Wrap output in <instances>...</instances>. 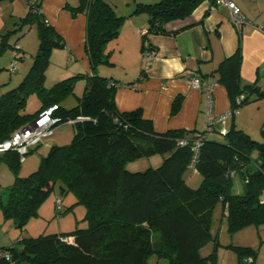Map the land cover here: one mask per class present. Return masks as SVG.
<instances>
[{
    "label": "trees",
    "instance_id": "1",
    "mask_svg": "<svg viewBox=\"0 0 264 264\" xmlns=\"http://www.w3.org/2000/svg\"><path fill=\"white\" fill-rule=\"evenodd\" d=\"M202 1L136 3L129 14L145 13L148 22L141 35V50L148 34H166L168 22L186 18ZM41 2H31L22 18L23 23H36L38 49L19 84L0 95V144L52 105L56 106L52 115L58 118L54 127L78 116L85 119L72 123L74 134L68 144L51 145L38 167L26 176L17 175L21 155L16 150L0 151V162L15 174L5 200L0 196V208L6 218L21 227L38 215L39 205L58 182L62 193L72 191L76 202L85 206L88 224L65 233L19 237V247L0 246V264H148L152 255L165 258L167 264H217L215 251L202 256L200 249L210 240L219 244L218 234L211 233L218 203L230 234L250 225H264V130L260 140L235 126L222 140L205 135L192 169L201 181L195 188L189 186L185 173L193 156L190 140L196 132L204 134L205 129L156 132L140 108L119 111L114 97L120 84L96 72L99 64L111 65L105 45L118 36L127 15L117 14L104 0L65 4L72 15L86 16L84 49L92 74L77 73L47 86L51 51L65 42L45 20ZM241 64L239 44L210 72L225 87L232 109L248 102L253 93L262 94L256 85L242 83ZM79 77L86 78L83 92L76 96L74 106L66 108L61 103L73 92ZM33 93L39 106L34 112H26L27 98ZM241 94L244 98L238 102ZM180 103L181 96H177L171 113ZM180 138L188 143L179 145ZM157 153L165 156L155 168L133 172L125 168L130 160ZM236 177L241 185L237 191ZM227 246L234 250L237 264H244L246 257L255 264L256 250L252 247Z\"/></svg>",
    "mask_w": 264,
    "mask_h": 264
},
{
    "label": "crops",
    "instance_id": "2",
    "mask_svg": "<svg viewBox=\"0 0 264 264\" xmlns=\"http://www.w3.org/2000/svg\"><path fill=\"white\" fill-rule=\"evenodd\" d=\"M230 1L240 8L245 23L236 27L230 20L227 5L203 0L186 18L168 22L166 34L147 35L146 42L154 51L152 59L142 56V42L137 30L146 29L139 25H148L147 18L127 14L115 39L118 52H125V57L110 65L120 70H103L100 74L120 84L114 97L117 109L140 108L143 117L151 120L158 133L169 129H185L190 133L204 130L210 119L232 110L225 87L216 82L210 72L240 44L241 81L256 85L262 94L253 93L248 102L236 108V112L229 113L224 127L228 130L235 126L252 138L257 137L254 139H262L264 30L257 26H264V0ZM66 3L68 0H42L40 8L47 23L54 26L66 42L69 59L77 62V69L68 70L61 77L82 71L90 75L92 71L84 49L86 16L84 13L72 15L64 9ZM96 72L100 73L98 67ZM193 76H200L208 84V91L202 86L192 87L188 79ZM177 96H181L180 106L171 113L172 102ZM220 127L221 123H215L216 130L209 138L222 137L224 134L217 132ZM252 156L255 157L256 153Z\"/></svg>",
    "mask_w": 264,
    "mask_h": 264
},
{
    "label": "rangeland",
    "instance_id": "3",
    "mask_svg": "<svg viewBox=\"0 0 264 264\" xmlns=\"http://www.w3.org/2000/svg\"><path fill=\"white\" fill-rule=\"evenodd\" d=\"M35 1L38 0H0V95L19 84L28 72L33 57L37 52L39 39L36 23L22 22V18L29 11L30 3ZM104 1L112 6L117 14L127 15L135 8L136 3H153L157 0ZM68 2L66 4L73 6L77 4V0H68ZM64 9L69 12L67 8L64 7ZM134 15L147 18L145 13ZM139 27L147 28V23L139 25ZM138 37L139 41H141L139 33ZM116 38L108 41L105 45L104 53L108 54L110 62L124 59L125 57V52H118ZM66 45L65 42L64 46H56L51 51L49 64L46 69L47 86L65 78L61 76L68 72V70L73 71L78 68L75 66L77 65L76 60L69 59L70 52ZM16 54L20 55V57H16ZM14 60L17 63V68L11 71V63ZM97 67L100 72L99 74H103V70H120L117 66H110V64H99ZM85 83V77L77 78L73 92L63 99L62 106L66 108L74 106L76 104V96L82 94ZM38 106L39 100L36 94H30L27 98L26 112H34ZM73 134L72 123L63 122L56 125L50 135L44 136L38 145L33 146L31 151L23 156L17 175L23 177L31 173L38 167L41 157L47 154L51 145L68 144ZM216 139L222 140V137L216 136ZM164 156V154L160 153L148 156L144 155L126 162L125 168L131 172L155 168L161 163ZM185 179L189 186L195 188L199 185L201 176L196 170L188 169L185 173ZM14 180V172L10 170L5 162H0V196L3 200H5L8 186ZM60 188V184L56 182L48 197L39 205L38 215L30 217L21 227H18L13 219L6 218L0 208V246L16 244L19 247V243L17 242L19 237L26 238L40 234L65 233L76 227H86L88 223L85 218V206L82 203L76 202V196L72 191L62 193ZM240 188V182L236 177L234 178V190L237 191ZM211 231L212 235L218 234L219 244L215 245L214 240H210L200 249L202 256L215 251L217 264H237L234 250L227 245L250 246L256 250L255 264H264V225L259 227L250 225L230 234L227 231L225 219L222 215L221 204L218 203L213 210ZM148 264H167V260L152 255L148 259Z\"/></svg>",
    "mask_w": 264,
    "mask_h": 264
},
{
    "label": "built area",
    "instance_id": "4",
    "mask_svg": "<svg viewBox=\"0 0 264 264\" xmlns=\"http://www.w3.org/2000/svg\"><path fill=\"white\" fill-rule=\"evenodd\" d=\"M215 1L217 3H223L228 6L230 11V20L236 27H239L241 24L246 22V20L240 13V8L233 1L230 0H215ZM257 27L261 30H264V26H257ZM137 30L141 35L146 32V29H142V28ZM142 56L146 59H152L154 56V51L152 50V48L148 46V43L146 41L143 43ZM10 68L11 71H14L17 68V63L15 60L11 63ZM188 80L192 87L202 86L204 87V89L208 91V87H207L208 84L204 83L199 77L193 76L190 77ZM243 98L244 95L241 94L240 96H238L237 101L240 102ZM54 109H56V106L52 105L47 109L41 111L33 119L32 122L27 124L25 127L21 128L20 130L16 131L11 136L10 139L1 143L0 151L14 149L21 155V159H22L24 154L27 152L28 148L40 142L44 136L50 135L52 133L54 125L58 122V118L52 115ZM233 112H236V109H232L228 113H224L214 119H210L205 128V133L200 134L199 132H196L195 136L191 138L190 147L193 151V156L189 164L190 169H193L194 163L197 158V152L199 146L204 140L205 135H209L212 133V131L215 129L214 128L215 123H221V127L218 129L217 132H219L220 134H225L227 132V129L224 127L225 119L229 113H233ZM83 119H85V117L78 116L75 119L68 120L67 122L74 123L75 121H81ZM177 142L179 145H185L188 143L187 139L185 138H180ZM231 175H233V173H231ZM67 239L68 238L66 237L63 238V240H67ZM243 261L244 264H250L252 262V258L246 257L243 259Z\"/></svg>",
    "mask_w": 264,
    "mask_h": 264
},
{
    "label": "water",
    "instance_id": "5",
    "mask_svg": "<svg viewBox=\"0 0 264 264\" xmlns=\"http://www.w3.org/2000/svg\"><path fill=\"white\" fill-rule=\"evenodd\" d=\"M114 140V139H113Z\"/></svg>",
    "mask_w": 264,
    "mask_h": 264
}]
</instances>
